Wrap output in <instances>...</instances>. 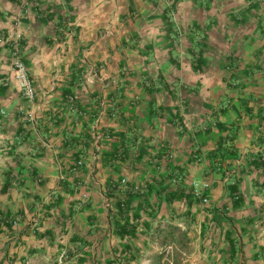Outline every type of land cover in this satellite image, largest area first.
Segmentation results:
<instances>
[{
	"label": "crops",
	"instance_id": "1",
	"mask_svg": "<svg viewBox=\"0 0 264 264\" xmlns=\"http://www.w3.org/2000/svg\"><path fill=\"white\" fill-rule=\"evenodd\" d=\"M0 264H264V0H0Z\"/></svg>",
	"mask_w": 264,
	"mask_h": 264
},
{
	"label": "built area",
	"instance_id": "2",
	"mask_svg": "<svg viewBox=\"0 0 264 264\" xmlns=\"http://www.w3.org/2000/svg\"><path fill=\"white\" fill-rule=\"evenodd\" d=\"M9 46H10V57L12 63L13 77L18 83L20 96L27 102H33L35 98V89L32 80L30 79V76L28 74L27 67L22 60L21 43H20L19 35L16 34L14 39L9 40ZM94 136L96 138H101L102 135L96 132ZM179 178L181 179L180 176H178V178L176 179ZM120 182L121 184L126 185L125 178H122ZM193 193L196 197H201L202 190L201 188L195 187L194 185ZM203 201L206 202L207 200L203 198ZM105 205L109 206L108 199L105 201Z\"/></svg>",
	"mask_w": 264,
	"mask_h": 264
}]
</instances>
